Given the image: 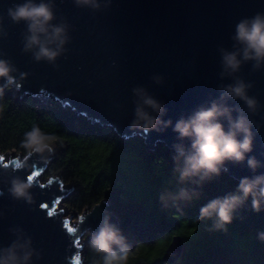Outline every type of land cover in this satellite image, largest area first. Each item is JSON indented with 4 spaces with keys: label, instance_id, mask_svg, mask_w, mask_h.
<instances>
[{
    "label": "water",
    "instance_id": "obj_1",
    "mask_svg": "<svg viewBox=\"0 0 264 264\" xmlns=\"http://www.w3.org/2000/svg\"><path fill=\"white\" fill-rule=\"evenodd\" d=\"M22 2L0 0V18L7 33L0 35V59L11 61L18 69L13 74L16 84L4 89L7 95L53 98L91 123L111 128L121 138L139 137L150 151L163 144L175 152L174 145L181 141L172 127L147 136L130 128L137 99L132 89L143 87L161 102L166 109L162 119L171 120L174 126L181 117L218 100L220 85L239 77L253 84L248 94L262 107L251 115L242 101L229 98L226 103L243 108L245 115L261 125L259 132L253 125V151L248 155L262 166L254 173L246 160L226 162V173L237 182L244 176L264 174V67L254 71L250 61L234 76L222 77L220 53L221 48L233 50L232 36L242 18L264 13V0H96L98 8L78 7L75 0H53L52 23L66 24L70 37L54 65L37 62L31 51L23 50L27 25L14 24L7 15L9 7ZM4 83L0 80V86ZM223 123L227 129V122ZM14 153L0 155V247L18 237L30 238L35 250L30 264H76L77 256L84 264L82 250L90 241V237L84 239L86 230L98 231L109 201L77 216L65 208L57 210L69 190L60 177L40 180L56 153L47 163L35 155L27 161L26 154L11 158ZM17 162L25 166L13 170ZM29 175L34 177L29 189L32 203L16 199L8 191L13 178L26 180ZM110 223L120 229L117 215H110ZM185 255L183 239L174 236L163 261L172 264Z\"/></svg>",
    "mask_w": 264,
    "mask_h": 264
},
{
    "label": "trees",
    "instance_id": "obj_2",
    "mask_svg": "<svg viewBox=\"0 0 264 264\" xmlns=\"http://www.w3.org/2000/svg\"><path fill=\"white\" fill-rule=\"evenodd\" d=\"M33 125L59 138L47 175L60 177L69 194L63 202L76 216L107 200L108 214L121 221L131 245L126 264H167L164 253L174 236L183 239L186 255L172 264H264V205L252 210L251 199L234 213L227 230L213 220L199 221V209L209 200L235 192L239 182L222 171L201 185L179 184L174 173L175 152L163 144L148 150L139 137L121 138L106 126L91 123L53 98L0 96V151L24 156L21 140ZM180 187L200 193L191 203L165 209L160 194ZM182 209V210H181ZM89 236H87V239ZM84 264L100 256L84 247Z\"/></svg>",
    "mask_w": 264,
    "mask_h": 264
},
{
    "label": "clouds",
    "instance_id": "obj_3",
    "mask_svg": "<svg viewBox=\"0 0 264 264\" xmlns=\"http://www.w3.org/2000/svg\"><path fill=\"white\" fill-rule=\"evenodd\" d=\"M75 4L78 7H99L96 0H75ZM7 15L14 24L24 22L27 25L28 34L24 37L23 50L31 51L37 62L47 61L54 65L65 51L64 45L69 42L70 37L66 24L52 23L55 19L53 0H23L22 3L9 7ZM0 35H7L2 26V18ZM232 40L233 50L220 49L222 77L226 74L234 76L243 64L250 61L253 62L254 71L264 67V13L258 12L252 17L242 18L235 26ZM17 71L11 61L0 59V80L5 82L0 86V96H3L5 88L16 84L13 74ZM154 79L157 83L161 82L160 77ZM252 87V83L235 77L233 83L220 85L222 91L218 100L211 101L208 106L199 107L186 118L181 117L174 126L171 120L162 119L166 109L161 102L153 98L145 88H133L137 99L133 101L134 118L130 128L142 131L145 136L152 131L160 132L168 127L173 128L181 141L174 145L173 156L174 173L179 184L192 182L199 186L203 181L219 176L222 171L227 172L226 162L240 164L246 160L248 168L255 173L262 166L261 162L248 154L253 151V125L255 124L257 132L260 131L261 125L245 115L243 108L226 103L229 98L242 101L248 113L257 115L262 105L257 98L248 94ZM233 112L237 113L235 117ZM223 121L227 122V129ZM185 140L189 141L188 145L183 143ZM58 142L57 135L46 133L39 126L33 125L21 140V147L26 152L24 160L27 161L35 155L47 163L56 153ZM24 166V163L17 162L13 170ZM7 167L8 165H4V168ZM32 186V175L26 180L16 177L12 179L8 191L16 199L23 198L32 203L29 193ZM199 197L200 193L195 189L190 191L186 187H180L177 192H162L159 198L162 206L167 209L170 201L172 207L179 208L180 202L191 203ZM249 198L252 210L259 213L264 205V174L242 177L235 192L209 200L200 207L196 219H211L214 229L226 231V226L232 223L236 210ZM86 231L90 237V248L100 256L98 264H126L131 245L121 230L110 223V214L103 216L98 231ZM259 239L264 241V232L259 233ZM31 244L30 238L24 240L18 237L9 246L0 247V264H30L35 254Z\"/></svg>",
    "mask_w": 264,
    "mask_h": 264
},
{
    "label": "rangeland",
    "instance_id": "obj_4",
    "mask_svg": "<svg viewBox=\"0 0 264 264\" xmlns=\"http://www.w3.org/2000/svg\"><path fill=\"white\" fill-rule=\"evenodd\" d=\"M12 153V151H9V152H6V154H11ZM1 154H4V153H2L1 151H0V155ZM20 154V153H19ZM18 156V152H15L12 156H11V158H16ZM20 156H22V154H20ZM50 178V176H48L47 175V171H46V173L43 175V176H41V182H45L46 180H48ZM63 208H65V210L66 211H69V212H71L67 207H66V205H65V203L64 202H62V203H60L59 205H58V207H57V210H62ZM73 222H76V220H77V218H72L71 219ZM84 239H87V236H84ZM82 252H84V248H83V250H82Z\"/></svg>",
    "mask_w": 264,
    "mask_h": 264
},
{
    "label": "snow or ice",
    "instance_id": "obj_5",
    "mask_svg": "<svg viewBox=\"0 0 264 264\" xmlns=\"http://www.w3.org/2000/svg\"><path fill=\"white\" fill-rule=\"evenodd\" d=\"M36 175H38V173H36ZM33 180H34V177H33ZM77 244H79V242H77ZM76 264H80V261H79V257L77 256V259H76Z\"/></svg>",
    "mask_w": 264,
    "mask_h": 264
}]
</instances>
